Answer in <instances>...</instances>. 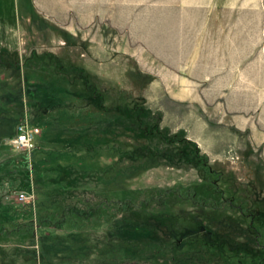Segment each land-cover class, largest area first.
<instances>
[{"label": "rangeland", "instance_id": "1", "mask_svg": "<svg viewBox=\"0 0 264 264\" xmlns=\"http://www.w3.org/2000/svg\"><path fill=\"white\" fill-rule=\"evenodd\" d=\"M213 50L211 70L187 63ZM47 111L107 142L81 182L55 166L78 152L33 177ZM13 122L39 128L34 148L12 144ZM76 199L95 214L8 236L0 264H264V0H0V209L36 220Z\"/></svg>", "mask_w": 264, "mask_h": 264}, {"label": "trees", "instance_id": "2", "mask_svg": "<svg viewBox=\"0 0 264 264\" xmlns=\"http://www.w3.org/2000/svg\"><path fill=\"white\" fill-rule=\"evenodd\" d=\"M74 70L78 71L79 75L83 79L82 81L84 83L83 94L85 95L84 98L86 99V101L90 104L93 103L94 105L99 106L101 109H105V105L103 103L104 95L102 91L100 92L101 90L100 85L97 82H94L90 78L88 69L86 67L79 65V66H75ZM43 108L44 106L39 108V110H42ZM56 108L58 109L65 108V103L62 102L60 104L59 103L56 104L54 109ZM31 109H32L31 112L35 114L34 108L31 107ZM47 113H48L49 119L41 122L42 125H45V124L47 125L46 129L44 130L41 136L42 143L39 147H36L32 151L33 152L32 154L34 155L33 157H34V163H35V168H34L35 175L33 174V177L36 183L38 184V186L40 187V185L42 186L43 181H51L52 178H54L53 176L55 174H58L59 171H61L64 167H66L67 171L65 170L64 174H66V176L70 175L71 177L72 175H75L73 179L81 182V178L85 177L86 173L89 172L91 169V168L89 169L88 167L84 166L83 164L84 160L82 159L85 158L86 155L87 156H91V155L97 156L98 155L97 153L101 151L100 149H103V147L106 146L105 144L107 142L106 140H104V136L100 135L99 130L94 131L93 129L91 132H86L87 126L83 127V125L77 122L76 118L74 117L73 118L75 120H71L73 124H71V127H69L74 132L68 133L66 132V130L69 129L67 126L69 124L64 123V121L66 122L68 119L61 118L58 115H54V117H52V114H50L49 111H47ZM19 115H16V117H19ZM59 115H62V113H60ZM87 118H90V115H88ZM16 119L17 118H15L14 121H16ZM14 125L15 123L13 122L12 127H11V133L8 135L10 138L15 135ZM97 125L99 124L97 123ZM100 125H102V123H100ZM54 133H58L57 135H61V137L64 138V140L61 142V145L59 147H57L56 144L51 145V141L54 139L53 138ZM64 135H71V137H66ZM75 152L81 153V155L78 153L76 154V156L78 157L77 162L72 163L70 165H64V163L56 162L55 166L57 167L59 171L55 169L53 170L50 168L48 169L46 168V165L49 163V161H51V159L53 160L54 157H57L56 154H59V155L63 154V155L71 156V155H74ZM39 153L41 154L40 155L41 157L35 158V156ZM89 153L91 154L89 155ZM110 167L111 165H108L107 169H109ZM94 170L98 172L97 169H94ZM7 171L8 173L11 172L10 170H7ZM17 171L21 173L23 172V177L27 178L28 180L29 178L28 171H25V169L24 170L19 169ZM96 172L92 171V173H96ZM106 172L107 171L104 169V171H102L101 173H106ZM42 173L45 176L42 175ZM78 183L74 185L73 187H78ZM82 201L83 199L82 200H78V199L65 200V201L62 200V202L60 203L57 201V203L60 205L59 209H57L56 211L53 210V211H47V212H40L36 220L34 218H28L25 220L16 219V218L13 219L11 218L12 215L10 214L12 212H10L9 209H4V210L0 209V241L7 239L8 236L10 235L20 234L23 236L27 234H32L34 233L35 229L39 226L40 227L41 226H51V227L61 226L67 221L73 220V218L76 216L80 217V221L82 222L83 219L87 218V214L89 213L95 214V211L89 210L87 208H83L84 206H80ZM196 201L201 205L220 209V210L226 209L229 205H235L233 197H228L223 202H218V200L214 199L213 197H200ZM112 202L121 207H126L127 204H132V201H126L127 202L126 203L124 201L118 202L117 200L115 203V200H114ZM86 207H87V204H86ZM236 207L240 208L239 205H237ZM14 213L17 214V211Z\"/></svg>", "mask_w": 264, "mask_h": 264}, {"label": "built area", "instance_id": "3", "mask_svg": "<svg viewBox=\"0 0 264 264\" xmlns=\"http://www.w3.org/2000/svg\"><path fill=\"white\" fill-rule=\"evenodd\" d=\"M39 128L29 127L27 124H21L18 127L17 134L12 139V144L20 149H32L35 146Z\"/></svg>", "mask_w": 264, "mask_h": 264}, {"label": "crops", "instance_id": "4", "mask_svg": "<svg viewBox=\"0 0 264 264\" xmlns=\"http://www.w3.org/2000/svg\"><path fill=\"white\" fill-rule=\"evenodd\" d=\"M205 54V57H202V55ZM213 54L217 55V53L213 50V51H209L208 53H202V52H192V57H190L189 62L191 63H197V64H201L202 68H206L208 67L209 70H211V67H209L208 65L210 64H215L217 60H215V58L213 57ZM206 66V67H205ZM213 68H215V66H213ZM216 70V69H215Z\"/></svg>", "mask_w": 264, "mask_h": 264}]
</instances>
